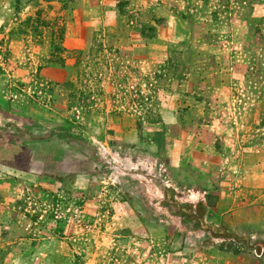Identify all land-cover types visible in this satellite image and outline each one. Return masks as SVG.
<instances>
[{
	"label": "rangeland",
	"instance_id": "374dc122",
	"mask_svg": "<svg viewBox=\"0 0 264 264\" xmlns=\"http://www.w3.org/2000/svg\"><path fill=\"white\" fill-rule=\"evenodd\" d=\"M0 264H264V0H0Z\"/></svg>",
	"mask_w": 264,
	"mask_h": 264
},
{
	"label": "trees",
	"instance_id": "16d2710c",
	"mask_svg": "<svg viewBox=\"0 0 264 264\" xmlns=\"http://www.w3.org/2000/svg\"><path fill=\"white\" fill-rule=\"evenodd\" d=\"M164 194L166 196L165 203L173 204L177 209L176 210L177 214L183 215L186 219L195 220L199 228L208 231L212 236L223 237V238L232 237L235 240L244 239V238H240V236H237L236 234L232 232H228L227 229L223 226H218L212 223L203 222L201 219L205 212V206L202 202L199 201L194 206H191V204L180 203L177 200L171 199L168 189H164Z\"/></svg>",
	"mask_w": 264,
	"mask_h": 264
}]
</instances>
